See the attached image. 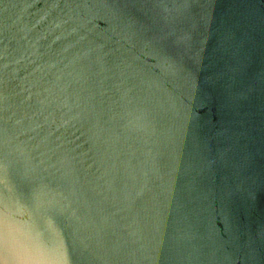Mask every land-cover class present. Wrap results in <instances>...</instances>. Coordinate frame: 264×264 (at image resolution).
<instances>
[{"label":"water","instance_id":"1","mask_svg":"<svg viewBox=\"0 0 264 264\" xmlns=\"http://www.w3.org/2000/svg\"><path fill=\"white\" fill-rule=\"evenodd\" d=\"M0 264H264V0H0Z\"/></svg>","mask_w":264,"mask_h":264}]
</instances>
